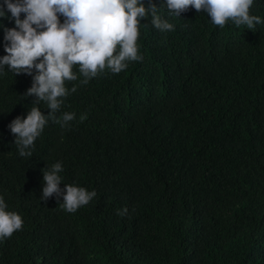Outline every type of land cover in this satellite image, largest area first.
Instances as JSON below:
<instances>
[{"label":"trees","instance_id":"obj_1","mask_svg":"<svg viewBox=\"0 0 264 264\" xmlns=\"http://www.w3.org/2000/svg\"><path fill=\"white\" fill-rule=\"evenodd\" d=\"M250 12L264 20V0ZM159 14L174 30L142 20V61L67 83L77 91L57 116L76 118L49 121L31 157L8 125L33 106L22 98L32 77L0 73V195L24 221L0 241V264H264V23L220 28L194 8ZM14 26L0 17V57ZM57 161L61 189L97 192L75 213L62 197L40 199Z\"/></svg>","mask_w":264,"mask_h":264},{"label":"clouds","instance_id":"obj_2","mask_svg":"<svg viewBox=\"0 0 264 264\" xmlns=\"http://www.w3.org/2000/svg\"><path fill=\"white\" fill-rule=\"evenodd\" d=\"M253 6L254 0H160L159 6L154 0L147 4L144 0H4L0 17L14 20L15 26L4 27L6 55L0 57V73L7 66L15 75H30L32 84L22 98L35 97L27 115L15 117L8 125L19 155H33L35 141L49 121L67 127L76 118L72 112L57 116L65 99L77 91V85L69 89L68 82L83 77L79 83L87 85L106 71L119 74L130 62L143 60L138 45L142 20L150 17L151 25L161 32L174 30L175 26L159 14V9L180 17L194 8L207 13L220 28L231 22L253 30L264 23L260 16L251 14ZM76 68L78 72L74 71ZM41 102L49 109L47 114L41 111ZM80 119H86V115ZM62 172L59 161L43 171L40 199L46 201L55 196L60 202L62 197L61 208L75 213L88 205L97 192L76 184H64L61 189ZM127 213V207L117 211L118 216ZM23 224L22 216L9 210L0 195V241L22 230Z\"/></svg>","mask_w":264,"mask_h":264}]
</instances>
